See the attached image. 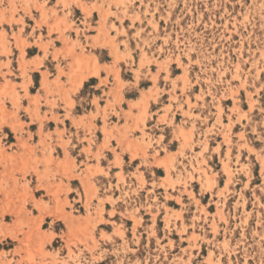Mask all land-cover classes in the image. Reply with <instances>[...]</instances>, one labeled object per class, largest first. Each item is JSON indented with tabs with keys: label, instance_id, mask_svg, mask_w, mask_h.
Here are the masks:
<instances>
[{
	"label": "rangeland",
	"instance_id": "374dc122",
	"mask_svg": "<svg viewBox=\"0 0 264 264\" xmlns=\"http://www.w3.org/2000/svg\"><path fill=\"white\" fill-rule=\"evenodd\" d=\"M57 33L115 49V85L142 90L143 138L150 101L162 107L157 143L171 128L168 149L180 143L165 173L67 198L55 180L78 141L41 114L23 53ZM0 264H264V0H0Z\"/></svg>",
	"mask_w": 264,
	"mask_h": 264
},
{
	"label": "crops",
	"instance_id": "0c3cea01",
	"mask_svg": "<svg viewBox=\"0 0 264 264\" xmlns=\"http://www.w3.org/2000/svg\"><path fill=\"white\" fill-rule=\"evenodd\" d=\"M37 33H35L36 36ZM58 37H62L61 43H57V40L60 41ZM66 37H68L67 33L64 36H60L59 33L52 34L50 38L54 46L45 39L43 45H47V53L39 47V52L33 56L28 54V47L23 52L26 62L24 65L29 67L26 73L30 81L33 79L34 71L40 72V89L37 94L42 98L41 114L48 112V118L51 114L57 115L58 120H53L55 128L68 131L69 124L70 134L66 133L67 139L72 144L78 141L77 155L72 152L71 147L69 156L66 157L64 154L60 157L63 162L60 164L59 171H64L66 175L58 176L55 181L61 185V190L68 189L67 198L75 191L76 194L81 195L83 201L87 195L90 198L93 196L95 187L104 191V193L99 191L100 194L109 196L113 193L115 197L118 195L117 189L120 191L124 189L123 183L118 179L120 173H123L134 185L138 183L134 181L133 176L139 173H142L145 179H148L147 172L150 176L151 174L156 176L158 171L165 173L166 166L158 162L163 159L166 163L169 162L171 155L178 151L180 143L176 142V149H168L170 142L176 141L172 135V128L170 129L172 140L169 143L165 141L159 143L160 138L165 135L162 130L167 127L166 124L161 125L157 122L164 114L162 107L155 108L158 105L150 101L148 117L145 121V134L148 136L143 138L142 132L137 129V125L140 129L143 127L141 109L130 106V103H136L142 97V90L136 98L128 99L127 95L129 96L131 89L125 86L119 90L118 85H115V77L110 72L121 64L115 65L117 60L112 54L115 49L100 46L97 43L93 45L94 40H90L92 45L83 52L71 41H64ZM72 38L74 41V37ZM98 48L107 49L111 59L101 58L95 51ZM36 57L41 59L39 67L34 65L37 61ZM92 78L95 79V83L89 85L90 93L85 98L88 100L89 109L85 108L81 113H77L79 94ZM42 87L44 89H41ZM104 94L108 95L106 99ZM46 99L51 102L49 107H45ZM118 101L121 102L120 105ZM106 105L108 108L104 112L103 108ZM34 108L38 109V106L32 109ZM114 110L119 114L118 116L114 114ZM130 110L131 113H129ZM105 117L106 134L103 132ZM169 119L172 120L170 115ZM45 126L46 123H44ZM150 140L152 145L147 147ZM164 147L167 148L165 152H163ZM176 158L175 165L179 163L181 157ZM186 164L188 166V163ZM73 182L77 188L73 187ZM110 187L111 190H109ZM105 205L108 207L107 203Z\"/></svg>",
	"mask_w": 264,
	"mask_h": 264
}]
</instances>
